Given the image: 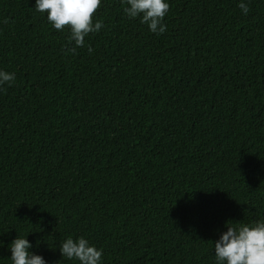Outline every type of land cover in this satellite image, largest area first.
Wrapping results in <instances>:
<instances>
[{"label":"trees","instance_id":"16d2710c","mask_svg":"<svg viewBox=\"0 0 264 264\" xmlns=\"http://www.w3.org/2000/svg\"><path fill=\"white\" fill-rule=\"evenodd\" d=\"M168 2L157 35L101 0L73 54L0 0V264L16 234L47 264H78L68 236L102 264H214L225 221L264 218V0Z\"/></svg>","mask_w":264,"mask_h":264},{"label":"clouds","instance_id":"9594fccd","mask_svg":"<svg viewBox=\"0 0 264 264\" xmlns=\"http://www.w3.org/2000/svg\"><path fill=\"white\" fill-rule=\"evenodd\" d=\"M121 2L124 5L122 11L127 18H138L150 32L157 35L166 30L162 21L169 9L168 0ZM100 4L101 0H34L33 6L37 12L45 14L53 29L63 31L67 26L66 41L72 47L66 51L75 54L76 48L87 46L85 36L98 32L103 27L100 20H92V14ZM237 7L243 15H247L249 8L246 0H238ZM14 79L13 72L0 69V85L11 84ZM211 241L214 264H264V218L240 223L225 221L224 230ZM0 246H4L3 241H0ZM6 247L11 264H47L41 255L30 251L33 244L26 239L25 234H16ZM58 250L60 257L65 260H75L78 264H102V249L83 236L75 239L72 236L65 237Z\"/></svg>","mask_w":264,"mask_h":264}]
</instances>
